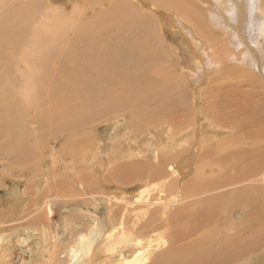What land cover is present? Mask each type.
I'll return each instance as SVG.
<instances>
[{"label":"bare ground","instance_id":"6f19581e","mask_svg":"<svg viewBox=\"0 0 264 264\" xmlns=\"http://www.w3.org/2000/svg\"><path fill=\"white\" fill-rule=\"evenodd\" d=\"M0 166V264H264V0H0Z\"/></svg>","mask_w":264,"mask_h":264},{"label":"rangeland","instance_id":"374dc122","mask_svg":"<svg viewBox=\"0 0 264 264\" xmlns=\"http://www.w3.org/2000/svg\"><path fill=\"white\" fill-rule=\"evenodd\" d=\"M67 8L68 9H67L66 13H68L70 11V8H71L70 5ZM66 16H68V15H66ZM20 67H21V69H23L25 67V63L21 62ZM249 80L250 79H248V78L246 79L245 77H238V76H234V75L233 76L232 75L226 76L225 79L222 80V82H220L221 84H219V86H221V90H222L221 91L222 96L220 95V99H221L220 101H222L221 104L223 105V103L226 102L225 99L231 100L234 98V99L240 100V99H243L247 96L246 93H250V95L253 96V95L257 94L258 92L262 91L260 86H257V85L255 86V85L250 84ZM215 83H217V82H213L211 84V87H214ZM218 83H217V85H218ZM181 98H182V100H184V102L189 103L191 101L190 90H188L187 88H183V90L181 92ZM255 98L256 97H254V99ZM253 101L254 100H251V101L249 100L248 103H250V105H251L255 102V101L254 102ZM245 105H246V103H245ZM225 106H226L225 109H224V106L222 107L224 109V110L222 109V113H223V111L224 112L232 111L233 105L229 104V106H227V105H225ZM183 112L185 113L186 111L183 109L182 112H180V115L177 116V118L179 117L178 120H180V118L183 119V114H181ZM244 114H246V112ZM239 115H240V117L243 116V115L241 116V114H239ZM177 118H174L173 120L175 121ZM100 121L95 122V124L97 123V126H99V125L101 126L102 123H100ZM35 129H36V127L33 128L34 133H36V130H37V129L36 130ZM124 132H125V130L122 129V133H124ZM52 139L53 138L50 137L47 140L46 148H48V147L50 148L48 151H50L51 149L55 150V149H58L60 147V144L59 143L56 144L55 141L50 143V140H52ZM4 164H7V163L5 162ZM3 172H4V167L0 166V174H1L0 175V182H4L8 177V176L4 175ZM22 187H23V185H22ZM261 204H262V202H261ZM226 212L227 211H224V215H227ZM53 217L54 218L52 220V223H53L54 229H56L58 223H62V219H63V215L60 213V210L58 209V205L55 207V215ZM262 227H263L262 229L264 231V226H262ZM40 241H41L40 235H38V236L34 235L32 238L30 237V240H28V242L30 243L28 246H26L24 244H22V246L21 245L18 246L17 255L13 256V257H15L14 258L15 261L16 262L21 261L23 259V256H24V258H26L25 261H29L30 259H34V257H36V254H37V249H38L39 245H41ZM63 255H64V253H63Z\"/></svg>","mask_w":264,"mask_h":264}]
</instances>
